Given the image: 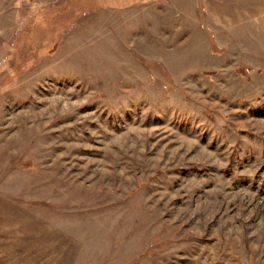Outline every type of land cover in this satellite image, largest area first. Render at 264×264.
Wrapping results in <instances>:
<instances>
[{
    "label": "rangeland",
    "instance_id": "rangeland-1",
    "mask_svg": "<svg viewBox=\"0 0 264 264\" xmlns=\"http://www.w3.org/2000/svg\"><path fill=\"white\" fill-rule=\"evenodd\" d=\"M0 264H264V0H0Z\"/></svg>",
    "mask_w": 264,
    "mask_h": 264
}]
</instances>
